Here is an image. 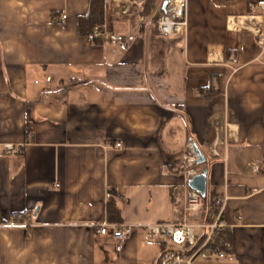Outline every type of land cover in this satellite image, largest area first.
<instances>
[{"label": "crops", "instance_id": "obj_1", "mask_svg": "<svg viewBox=\"0 0 264 264\" xmlns=\"http://www.w3.org/2000/svg\"><path fill=\"white\" fill-rule=\"evenodd\" d=\"M145 1L106 0L97 43L79 33L89 0H0V216L26 214L0 227V264H158L149 226L173 220L192 140L228 197L232 250L206 264H264L260 0H188L185 38ZM111 196L122 242L97 234Z\"/></svg>", "mask_w": 264, "mask_h": 264}, {"label": "built area", "instance_id": "obj_2", "mask_svg": "<svg viewBox=\"0 0 264 264\" xmlns=\"http://www.w3.org/2000/svg\"><path fill=\"white\" fill-rule=\"evenodd\" d=\"M142 3H140L141 5ZM188 0H168L166 14L159 17L154 22V28L158 33L165 36H180L185 38L188 29L187 19ZM252 10L259 9L264 12V0H260L253 5ZM67 15L62 18L66 19ZM104 24L97 26L93 35L101 37L104 34ZM263 33L261 32V35ZM129 40H134L130 36ZM121 144L118 143L117 146ZM9 153L20 151L19 146L14 144H5ZM198 157L194 152L193 146L189 147V154L186 158L185 174L186 182L183 186L176 187L173 192L175 216L171 221L155 223L149 226V235L153 239H165L168 242L166 251L161 254L158 264H194L199 257L211 260L212 258H226L232 250V243L229 238V228L224 222V216L227 207L228 197L222 196L218 204L219 211H213L209 215L203 213L204 197L200 192L190 188L189 180L196 174L200 173L197 168ZM254 170H259V166H253ZM59 187V184H55ZM202 215V218L200 217ZM196 219L200 221H195ZM15 220H3L0 216V227L17 224ZM21 223V222H20ZM198 229L202 233H197ZM221 233V244L224 249L218 252H207L203 248L213 239L214 235ZM97 234L103 237L114 238L122 242L130 236V226L123 223H105L97 228ZM207 234L203 245L192 255H185L181 250L187 243L193 244L198 238Z\"/></svg>", "mask_w": 264, "mask_h": 264}, {"label": "trees", "instance_id": "obj_3", "mask_svg": "<svg viewBox=\"0 0 264 264\" xmlns=\"http://www.w3.org/2000/svg\"><path fill=\"white\" fill-rule=\"evenodd\" d=\"M105 2L106 0H89V7L85 14L78 17V27L79 33L83 36H91L95 42L101 43L100 37H95L93 35L94 30L97 26L103 25L105 23ZM164 0H146L141 13L146 17L150 18L152 22H156L159 17L166 14V10L163 8ZM212 88L206 90V97L210 98L212 93ZM199 148H201L199 146ZM202 150V149H201ZM203 151V150H202ZM206 157L205 162L197 163V167L203 171L204 169H208L211 163L210 154L204 152ZM212 189L208 188L207 196L204 197V207L203 213L205 215H209V213L213 211H219L220 204L215 201L212 195ZM111 194H115V190H111ZM26 214L24 213H16L13 216V220L21 221L24 219ZM108 220L110 222L122 223L121 211L118 209L115 199L111 196L108 204ZM207 234L203 235L201 238H198L193 244H186L181 250V253L185 255H192L195 251H197L205 242ZM221 233H217L214 235L213 239L203 248L204 251L207 252H218L224 249V246L221 244ZM230 237V233H229ZM161 246V254H163L167 247L168 242L165 239H160ZM161 257V256H160Z\"/></svg>", "mask_w": 264, "mask_h": 264}, {"label": "water", "instance_id": "obj_4", "mask_svg": "<svg viewBox=\"0 0 264 264\" xmlns=\"http://www.w3.org/2000/svg\"><path fill=\"white\" fill-rule=\"evenodd\" d=\"M167 5H168V0H164L163 8L165 10H166ZM192 146H193L195 154L198 157L197 163L205 162L206 160L205 155L203 154L199 146L193 140H192ZM189 186L191 189L200 192L203 197H206L207 191H208V169H204L202 172L194 175L189 180Z\"/></svg>", "mask_w": 264, "mask_h": 264}, {"label": "rangeland", "instance_id": "obj_5", "mask_svg": "<svg viewBox=\"0 0 264 264\" xmlns=\"http://www.w3.org/2000/svg\"><path fill=\"white\" fill-rule=\"evenodd\" d=\"M197 168H198V167H197ZM198 170H199V172H201V169L198 168ZM200 217L202 218V215H201ZM195 221L198 222V221H200V220L196 219ZM196 232H197V233H202V230H201V229H198ZM211 261H212V263H215V262L220 263V262H221V260H220L219 258H212ZM206 263H207V260H205V259H203V258H201V257L197 258V259L195 260V262H194V264H206Z\"/></svg>", "mask_w": 264, "mask_h": 264}]
</instances>
